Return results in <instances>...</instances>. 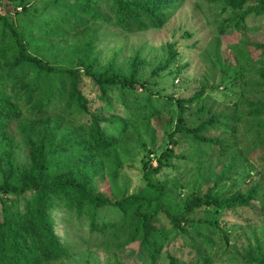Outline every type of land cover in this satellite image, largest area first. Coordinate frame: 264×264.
I'll return each instance as SVG.
<instances>
[{"label": "trees", "instance_id": "obj_1", "mask_svg": "<svg viewBox=\"0 0 264 264\" xmlns=\"http://www.w3.org/2000/svg\"><path fill=\"white\" fill-rule=\"evenodd\" d=\"M205 1L233 10L254 1L249 11L264 14V0ZM183 2L0 0V264L68 261L78 242L59 233L56 212L65 215V232L75 230L87 246L107 243L130 253L128 261L121 258L115 264H157L171 234L186 236L195 257L208 264L213 233L221 231L227 243L228 234L216 220L196 214L206 208L255 207L262 184L255 182L245 191L228 186L231 165L212 178L197 179L184 198L181 189L169 201L171 188L157 176L172 168L175 159H190L199 169L208 153L226 155L237 145L238 118L207 108L204 88L189 99L165 96L158 84L153 91L137 77L142 63L137 57L128 67L114 58L100 62L106 28L125 34L159 30ZM248 13L242 12L234 25ZM253 46L264 51V43ZM218 65L228 77L227 68ZM242 74L234 72L233 81ZM257 74L253 85L264 91V67ZM83 78L96 91L98 110H91L81 90ZM169 108L175 109V117L166 134L168 147L152 166L145 159L152 151L142 135L149 132L146 137L155 144L157 131L151 123ZM248 115L254 119L248 128L254 131L253 148L264 155V103H252ZM12 122L26 148V164L15 158ZM212 132L219 136L208 135ZM137 150L145 153L140 161L143 185L128 194L119 182ZM205 183L212 184L203 191ZM109 209L115 216L106 213L100 221ZM260 210L264 213V202ZM255 240L242 256L244 264H264V240ZM167 258L168 264H193L176 254Z\"/></svg>", "mask_w": 264, "mask_h": 264}, {"label": "rangeland", "instance_id": "obj_2", "mask_svg": "<svg viewBox=\"0 0 264 264\" xmlns=\"http://www.w3.org/2000/svg\"><path fill=\"white\" fill-rule=\"evenodd\" d=\"M254 5L256 6V2L251 1L241 9L233 10L205 0H184L161 29L125 34L106 28L99 47L102 51L101 64L114 58L123 67H128L134 57L139 58L142 63L137 77L140 82H147L153 91L159 88L154 84H158L165 96L189 99L204 88L202 100L207 108L213 112L233 113L238 118L237 145L226 155L208 153L199 169L194 167L190 159H175L172 168L164 169L157 176L171 188L169 201L175 200L181 189L182 192L179 193L184 198L193 189L197 179L205 176L212 178L227 165L232 166L228 186L233 185L235 190L245 191L255 182L262 184L261 194L253 208L216 212L212 208H206L196 214L198 217L216 220L228 234L227 243L221 231L213 233L214 243L206 253L208 264H244L242 256L249 246L257 244L255 238L264 240V213L260 210L264 202V155L261 149L253 148L254 131L248 130L250 122L254 120L248 115L252 103H264V91L253 85L259 78L257 71L264 67V51L253 46L255 43H264V14L249 11ZM242 12L248 14L237 27L234 22ZM171 56L172 62L167 64ZM219 62L227 68L228 77H223ZM234 72L243 74L233 81ZM80 87L91 103V110H98L100 104L94 98L96 91L90 80L83 78ZM138 92L142 93L140 90ZM174 117L175 109L169 108L158 121L151 123V128H156L157 131L155 144L154 140L151 144L146 137L149 132L142 135L147 143L146 148L152 151V154H148L149 158H145L149 159L152 166L156 165L155 157L168 147L166 134L174 126V122L170 121ZM261 118L264 119V115ZM9 131L17 143L14 153L17 162L26 164V148L19 138L15 122L10 123ZM218 134L219 132H212L208 135L217 137ZM144 156V152L135 151L134 161L123 167V178L119 185L125 187L128 194L143 185L140 161ZM205 184L202 186L203 191L212 183ZM104 189L108 190L107 185H104ZM106 213L109 217L115 216V212L109 209L102 213L100 221ZM64 216L56 212V227L62 236H71L78 242V247L73 256L61 264H115L121 258L127 257V261L130 259V253L125 249H117L115 245L107 243L98 247L87 246L83 238L81 240L80 236L74 234L75 230L70 229V234L66 233L68 225ZM188 241L186 236L171 234L157 264H168V253L176 254L187 263L202 264L195 257V251L188 246Z\"/></svg>", "mask_w": 264, "mask_h": 264}]
</instances>
